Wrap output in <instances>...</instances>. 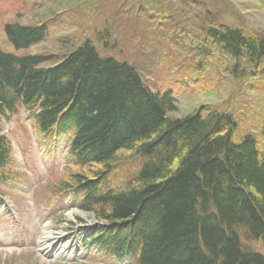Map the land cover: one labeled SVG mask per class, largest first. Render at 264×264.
<instances>
[{"label":"trees","instance_id":"16d2710c","mask_svg":"<svg viewBox=\"0 0 264 264\" xmlns=\"http://www.w3.org/2000/svg\"><path fill=\"white\" fill-rule=\"evenodd\" d=\"M104 1L97 5L92 31L107 50L119 45L116 33L127 31V48L117 52L121 57L110 51L102 55L87 38L58 63L43 67L49 57L0 47V127L4 117L24 108L46 138L71 135L68 153L76 170L68 166L69 177L58 191H70L80 209L104 224L86 244L94 242L134 264H264V254L246 249L237 230L246 229V238L264 247V126L238 133L232 112L215 108L172 117L173 93L151 90L124 57L142 29L138 15L118 20L121 6L135 14L139 4L146 10L144 1ZM166 2L163 11L171 22L179 15L177 7L190 13L200 9L196 0ZM203 11L191 16L194 26L181 29H198L203 55L217 47L233 60L235 78H246L252 87V82L264 85V32L247 33ZM150 23L157 26L140 41L168 45L172 24L163 25L161 17ZM5 33L20 50L42 42L49 28L10 23ZM189 41L195 42L187 36L171 51L176 59L185 58L182 65L199 70L193 56L184 55L193 49ZM11 152L0 128V179ZM120 157L131 169L113 183L109 174Z\"/></svg>","mask_w":264,"mask_h":264},{"label":"rangeland","instance_id":"374dc122","mask_svg":"<svg viewBox=\"0 0 264 264\" xmlns=\"http://www.w3.org/2000/svg\"><path fill=\"white\" fill-rule=\"evenodd\" d=\"M143 1L146 10L139 4L136 10L140 11L135 14L130 7L121 6L123 10L118 20L127 21L138 15V27L142 29L139 37L131 43V52L124 57L141 72L150 88L173 93L177 110L171 116L180 118L200 109L207 112L215 108L232 112L238 124V133L263 127L264 85L252 82V87L246 78H235L233 60L217 47L211 49L210 55H203L197 46H202L201 40L196 38L198 29L187 32L181 26H194L191 16L205 9L203 12L208 10L209 17L218 23L239 27L247 33L264 32V0H196L200 2V9L193 8L190 13L188 7H177L179 15L174 22L168 21L163 11L168 6L166 0L156 3ZM103 3L104 0H0V47L9 53L49 57L43 67L59 62L87 38L93 41L102 55L109 54V51L117 53L119 47L127 48L125 44L127 36H130L127 31L114 35L113 40L118 41L120 46L110 50L103 47L98 41L99 36L92 31L91 26L98 17L97 5ZM159 17L164 20L163 25L172 24L166 37L170 43L160 47V44L140 41L145 31L157 26L150 20ZM7 23H45L49 35L41 43L18 50L5 34ZM187 36L195 42H188L194 44L193 49L186 50L184 55H192L193 65H201L199 70L182 65L185 58L176 59L171 51L178 50L175 44ZM115 56L121 57V54ZM0 128L12 146V163L1 171L10 181L0 183V240L8 244L0 246V264H134L131 258H114L94 242L85 246V241L95 234L98 220L83 214L86 212L77 207L76 197L67 191H58L59 184L69 177L68 166L76 170L69 157L68 139L51 137L46 141L36 132L31 115L22 109L5 117ZM123 160L125 158L120 157L117 162L119 167L109 174L111 182L119 181L131 169L130 165L121 163ZM90 169L84 168V171ZM46 227L63 232L71 251L68 249L64 254L42 252L44 243L40 239ZM237 230L246 249L264 254L261 241L248 240L246 229ZM10 240L12 245H9Z\"/></svg>","mask_w":264,"mask_h":264},{"label":"bare ground","instance_id":"6f19581e","mask_svg":"<svg viewBox=\"0 0 264 264\" xmlns=\"http://www.w3.org/2000/svg\"><path fill=\"white\" fill-rule=\"evenodd\" d=\"M47 38H48V36H46L43 41H45ZM26 49H28V48H26ZM23 50H25V49H23ZM20 55H29V54H20ZM150 89L153 90L152 88H150ZM153 91H155V90H153ZM155 92H159V91H155ZM159 93H161V92H159ZM70 213L71 212H69V214ZM83 214L86 216H89L91 219H93V217L91 215H89L87 213H83ZM65 238H66V236L64 235L63 232L51 231V230H48V228L46 227L42 236H41V239H40L44 243V247L41 249V251L45 252V253L55 252L56 254H64L68 249H69V251H71V248L69 247V245L67 243H65ZM5 244L6 243H4L3 241L0 240V246L5 245ZM6 245L8 246V244H6Z\"/></svg>","mask_w":264,"mask_h":264}]
</instances>
